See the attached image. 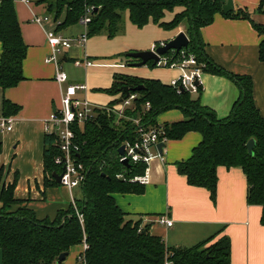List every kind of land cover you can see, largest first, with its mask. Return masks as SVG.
Here are the masks:
<instances>
[{
	"label": "trees",
	"instance_id": "trees-1",
	"mask_svg": "<svg viewBox=\"0 0 264 264\" xmlns=\"http://www.w3.org/2000/svg\"><path fill=\"white\" fill-rule=\"evenodd\" d=\"M14 3V0L0 1V41L3 44L0 116L7 118L20 111V107L8 101L4 94L25 79L23 63L28 50ZM36 3L45 5L47 13L55 21L63 18L64 26L78 24L86 9L93 8L92 21L88 25L89 39L100 34H107L111 39L123 34L126 13L138 28L152 22L170 31L186 21L190 39L187 50L206 65L205 73L222 75L234 81L240 96L230 116L220 119L215 111L203 105L202 87L197 95L179 94L158 80L115 75L112 87L103 92L125 98L121 91L123 87L144 86L145 89L135 92L139 98L135 109L125 110L126 118L118 120L115 114L100 111L93 121L74 127L80 152L73 157L88 171L80 190L81 197L76 202L77 209L70 205L53 220L38 219L34 211L24 205L25 201L15 198L18 176L15 175L12 183H7L3 175L6 168L0 161L2 264H56L62 254L70 253L73 247L84 242L89 248L79 258L84 255L87 264H231L228 237H222L211 245L215 237L188 248L169 247L162 237L150 232V225L143 226L142 219L135 220L122 211L114 195H141L146 188L144 183L134 180L146 174L147 166L143 163L125 165L118 160L120 147L138 139L137 127L129 119L141 118L144 125L155 127L159 125L156 118L161 113L178 109L185 119L163 124L168 139L181 140L190 132L202 136L191 157L176 164L178 172L187 178L189 185L207 189L211 200L216 202L218 168H241L248 182L247 203L262 207L261 225L264 226V117L255 105L253 81L216 66L204 53L201 34L217 14L228 19L252 21L250 12L244 9L225 12L221 0H37ZM263 5L264 0L259 12ZM178 7L185 8V11L177 13L172 21L164 22L166 13H173ZM252 24L262 37L259 60L264 63V25ZM133 62L129 59V63ZM148 66L154 67L152 62ZM117 103L114 101L110 106ZM147 103L151 105L149 109H146ZM251 139L256 141L254 155L247 148ZM57 141L55 135L45 137L46 186L60 185L53 176L62 171L55 164L56 158L64 156ZM1 155L0 145V160ZM118 175H123V178H118Z\"/></svg>",
	"mask_w": 264,
	"mask_h": 264
},
{
	"label": "crops",
	"instance_id": "crops-1",
	"mask_svg": "<svg viewBox=\"0 0 264 264\" xmlns=\"http://www.w3.org/2000/svg\"><path fill=\"white\" fill-rule=\"evenodd\" d=\"M221 1L225 12L244 9L250 12L252 21L228 19L217 14L213 23L201 30L204 53L227 73L252 79L255 105L264 117V63L259 60L262 37L252 24L264 25V5L259 12L262 0ZM36 2L32 0L29 5L14 3L28 50L23 63L25 79L4 94L8 101L20 107V111L12 116L11 132L3 133L0 129V161L8 171V183L14 181L15 175L18 176L15 198L25 201L24 205L32 209L38 219L53 220L59 212L70 207L71 193L61 185L46 186V125L50 115L62 106L65 85L55 80L56 68L47 62L50 47L45 32L55 30L64 37L76 38L88 29L81 22L64 26L63 18L59 19V25L34 23L35 16H51L45 5ZM178 10L170 15L172 18L169 20H173ZM127 16L123 34L112 39L107 34L96 35L85 47L64 51L62 68L63 62L74 64L85 57L97 64L81 67L79 74L67 73L70 84L87 85L88 92L81 96L97 105H110L121 100V95L112 96L102 91L112 87L115 75L158 80L165 85H170L180 75L179 71L174 76L170 69L156 70L148 65L132 67L128 63L126 66L127 62L121 58L123 55L153 50L157 44L175 38L171 32L152 22L138 28L131 23L129 14ZM2 52L0 41V63ZM239 96L240 90L234 81L222 75L205 73L202 103L215 111L220 119L231 114ZM184 119L181 110L173 109L161 113L156 123L172 124ZM201 140L202 136L197 132H190L181 140H169L163 157L153 159L148 167L144 194H115L117 204L129 217L142 219L143 226L150 225V232L162 237L169 247L188 248L215 237L211 245L222 237H228L231 264H264L262 207L247 203L248 182L243 170L218 168L216 202L211 200L207 189L189 185L187 178L178 172L176 164L188 160ZM77 196L81 197L80 190H77ZM160 216H167L173 221V226L157 224L155 221ZM82 253L83 245L75 246L63 263L56 264H80L78 259Z\"/></svg>",
	"mask_w": 264,
	"mask_h": 264
},
{
	"label": "built area",
	"instance_id": "built-area-1",
	"mask_svg": "<svg viewBox=\"0 0 264 264\" xmlns=\"http://www.w3.org/2000/svg\"><path fill=\"white\" fill-rule=\"evenodd\" d=\"M14 2H21L24 4H31L30 0H14ZM93 8H87L86 14L81 18L80 22L88 29V25L91 23ZM33 22L44 26L47 23L60 24L59 21H55L51 16H35ZM46 33L47 43L50 47V54L48 55L47 62L51 63L56 68L55 80L60 85H65L62 96V106L59 110H55L49 117L46 125L47 135H55L58 139L57 146L63 152L64 156H59L55 160V164L60 166L62 171L59 175L64 174L61 182V186L67 188L71 193V205L77 209V200L80 199L74 194V190H81L84 184L88 171L86 166L78 162L73 157V154L80 152V145L76 143V133L74 127L76 125L83 126L86 123L93 121L100 111L113 113L117 116L118 120L126 118L125 110L132 108L135 109V102L139 98L136 93H131L128 98H121L122 103L118 102L113 105H97L91 102L86 97L81 96L88 92V87L85 84H70L69 76L62 68V57L64 51L70 50L73 47H85L88 42V30L79 37L67 38L55 30H48ZM160 46H165V43H159L153 49ZM76 67H92L97 64L88 57L74 62ZM158 68L163 69H176L180 72L179 77L172 80L170 86L180 93H190L197 95L199 89L202 87L203 78L205 75L204 68L206 65L200 63L195 55L187 50L182 49L179 53L176 51H170L166 55L160 56V61L156 65ZM151 107L150 103L146 104V109ZM129 119V118H128ZM137 127L138 139L134 143L126 142L124 155L118 156V160L121 163L127 161V163H143L148 167L153 159L162 158L158 145L163 143L164 145L169 141L164 125H157L155 127L146 126L143 124L141 118H131ZM14 120L12 117L0 116V129L3 133L11 132L13 130ZM164 151V148H163ZM146 170V172H147ZM118 178L122 179L123 175H118ZM145 177H136L134 181L142 182L145 184ZM81 217V216H80ZM161 226L171 227L173 221L167 216H160L155 221ZM83 253L88 250L89 246L86 242L83 244ZM80 264H87L82 255L79 258Z\"/></svg>",
	"mask_w": 264,
	"mask_h": 264
},
{
	"label": "water",
	"instance_id": "water-1",
	"mask_svg": "<svg viewBox=\"0 0 264 264\" xmlns=\"http://www.w3.org/2000/svg\"><path fill=\"white\" fill-rule=\"evenodd\" d=\"M190 44V39L187 36L185 32H181L178 34L175 38L165 43V46H160L156 48L155 51L149 50V51H142V52H130L127 53V58L134 60L135 62L130 63V66L132 67H144L147 66L150 62L153 63V66L156 67L158 62L160 61V56L166 55L170 51H176L179 53L182 49L187 48ZM144 86H138L136 88H129V87H123L121 89L122 93L125 94V98H128L131 93L139 92L144 90ZM122 103V100L119 101ZM256 147V141L254 139H251L248 144L247 148L251 155H254V149ZM163 148H165V145L163 143H160L158 145V149L160 151L161 156L164 155ZM125 152V146L122 145L119 149V154L124 155ZM125 165H127V161L124 162ZM64 174H57L54 173V179L60 183L62 180ZM69 256V253L62 254L59 257L58 263H63L67 257Z\"/></svg>",
	"mask_w": 264,
	"mask_h": 264
},
{
	"label": "rangeland",
	"instance_id": "rangeland-1",
	"mask_svg": "<svg viewBox=\"0 0 264 264\" xmlns=\"http://www.w3.org/2000/svg\"><path fill=\"white\" fill-rule=\"evenodd\" d=\"M31 2H32V0H30ZM177 9H180V10H178V12L179 13H182V12H184L185 11V8H183V7H178V8H176L175 10H177ZM175 12V11H174ZM171 14H173V13H170V12H167L166 13V20H164L165 22H169V21H171V20H169L170 18H172V17H170V15ZM128 15V13H126L125 14V24H126V18L128 17L127 16ZM187 28H188V24H187V22L186 21H184L181 25H179L178 27H176V28H174V29H172V30H170V31H168V32H171L170 33V35H173L174 37H176L178 34H180L181 32H185L186 34H188V32H187ZM88 42H89V39H88ZM87 42V43H88ZM193 54V53H192ZM194 55V54H193ZM123 60H124V62H127L126 63V66L128 65V63H129V59L127 58V56L126 55H123V57H121ZM69 63H71V62H63V69H64V71L66 72V73H71V74H79V73H81L82 71V69H81V67H76L73 63H71V64H69ZM130 64V63H129ZM154 69H156V70H161V69H163V68H158V67H155ZM174 73H173V72ZM177 71L178 70H176V69H173V70H170V72L171 73H173V75L175 76V74H177ZM179 74V73H178ZM230 116V115H229ZM228 116V117H229ZM4 175V177L6 178V181H7V183H8V180H7V178H8V174H6V169H5V173L3 174ZM74 194L77 196V190L75 189L74 190ZM197 245V244H196ZM195 246V245H194ZM184 248H186V247H184ZM0 264H2V262H1V258H0Z\"/></svg>",
	"mask_w": 264,
	"mask_h": 264
}]
</instances>
